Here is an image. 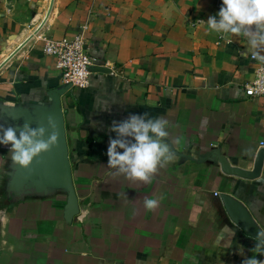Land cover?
Masks as SVG:
<instances>
[{
    "label": "crops",
    "instance_id": "0c3cea01",
    "mask_svg": "<svg viewBox=\"0 0 264 264\" xmlns=\"http://www.w3.org/2000/svg\"><path fill=\"white\" fill-rule=\"evenodd\" d=\"M50 1L0 0V64L44 21ZM221 4L54 0L39 32L0 68V112L48 103L64 84L46 39L85 28L96 66L111 72L93 70L88 86L62 97L80 207L71 222L62 189L9 198L15 164L0 144V264H241L254 255L256 238L231 220L221 196L244 202L264 230V164L246 179L226 173L220 156L253 170L264 147V102L245 89L260 63L245 38L208 29ZM145 112L169 121L175 153L150 183L107 166L112 122ZM146 197L160 200L155 211Z\"/></svg>",
    "mask_w": 264,
    "mask_h": 264
},
{
    "label": "clouds",
    "instance_id": "9594fccd",
    "mask_svg": "<svg viewBox=\"0 0 264 264\" xmlns=\"http://www.w3.org/2000/svg\"><path fill=\"white\" fill-rule=\"evenodd\" d=\"M206 23L211 32L245 38L251 58L264 65V0H222L218 13L209 16ZM258 75L264 81V70ZM103 110H108V107ZM168 129L167 119L150 117L147 112L113 121L109 131L115 133V138L109 141L107 166L115 169V176L124 175L133 181L150 183L159 167L175 159V153L167 142ZM58 142L59 133L52 115L47 117V126L32 127L25 122L17 128L0 124V144L10 145L11 161L26 169L35 157L51 151ZM121 149L123 151H119ZM159 204V199H144L147 211H155ZM88 215L89 211L85 210L79 217L80 221L83 222ZM255 241V246L250 249L254 255L243 259L241 264H264V260L255 257V254L264 255V230L257 233ZM240 254L243 255L242 248Z\"/></svg>",
    "mask_w": 264,
    "mask_h": 264
},
{
    "label": "water",
    "instance_id": "95a60500",
    "mask_svg": "<svg viewBox=\"0 0 264 264\" xmlns=\"http://www.w3.org/2000/svg\"><path fill=\"white\" fill-rule=\"evenodd\" d=\"M53 4L54 0H51L44 21L0 64V68L39 32L50 15ZM93 70L111 72V69L104 65H97L93 67ZM72 88L70 83L63 84L60 87L49 90L50 101L48 103L20 104L14 107H5L0 112V124L5 126L12 125L17 128L25 122H28L32 127L47 126V117L49 115L54 116L59 133L58 145L53 147L51 151L35 157L31 166L27 169L15 164L8 185V196L12 200H18L26 194H42L48 190L62 189L67 193L64 215L68 222H71L80 210L79 199L73 183V167L62 103V97ZM220 162L224 171L228 174L246 179H255L261 175L263 168L264 147L258 152L253 170H245L232 165L224 156H220ZM221 197L231 220L247 235L256 238L257 233L262 228L245 203L230 194L224 193Z\"/></svg>",
    "mask_w": 264,
    "mask_h": 264
},
{
    "label": "built area",
    "instance_id": "2783aa9c",
    "mask_svg": "<svg viewBox=\"0 0 264 264\" xmlns=\"http://www.w3.org/2000/svg\"><path fill=\"white\" fill-rule=\"evenodd\" d=\"M84 29L58 40L46 39L43 46V52L54 58L64 84L70 83L73 88L88 86L93 67L96 66V58L91 54ZM261 70H264V65L258 64L245 89L248 96L264 102V81L258 75ZM261 145L264 146V142Z\"/></svg>",
    "mask_w": 264,
    "mask_h": 264
}]
</instances>
